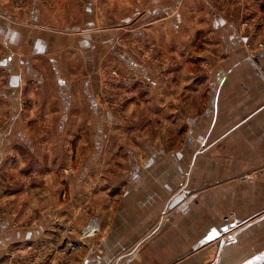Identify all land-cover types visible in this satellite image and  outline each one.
<instances>
[{"label": "crops", "instance_id": "1", "mask_svg": "<svg viewBox=\"0 0 264 264\" xmlns=\"http://www.w3.org/2000/svg\"><path fill=\"white\" fill-rule=\"evenodd\" d=\"M25 1L26 6H18L16 0H0V76L8 75L0 79V120L2 115L8 119L0 129V199L1 175L29 182L35 173L44 178L39 189L48 196L41 203L28 198L24 207L35 210L42 206L47 213L40 219L19 217V221L26 219L29 227L14 228L9 218L1 220L0 257L12 256L16 248V253H28L53 226L59 228L49 236L62 240L64 228L71 224L80 227L96 218L104 229L103 245L100 250L84 251L82 264H172L184 257L193 259L189 264H207L210 250L219 262L237 258L243 220L252 225L257 221L251 219L258 217V212H253L243 218L242 211L260 210L259 187L264 190L262 173L258 176L262 181L250 184V193L255 195L248 206L236 195L241 191L237 190L241 184L238 178L244 169H264V53L249 57L235 15L213 11L210 16L221 56L209 75V91L200 95V114L193 113L186 120L185 144L201 149L200 156L190 158L191 154L182 151L174 155L154 149L145 159L135 158L129 170L100 171L91 165L102 153L97 137L96 153L87 154L86 163L80 169L75 165L68 173L65 167L83 159L75 134L71 137L69 132L81 124L76 123L75 115L90 113L98 121L100 114L110 113L98 101L94 82L97 85L99 81L97 52L114 49L115 31H97L101 27L99 13H67L66 8L51 13L50 4L42 0ZM150 1L153 6L148 15L161 18L165 14L172 33L179 35L185 30L180 27V12H165L162 0ZM89 5L86 9L92 12ZM191 23L189 18L184 23L186 29ZM158 25L152 26L154 36L161 32ZM75 29L87 34L77 35ZM11 147L18 151L15 157L11 155L12 160L6 158L5 151ZM194 158L193 168L184 170L182 162ZM59 178L71 180L57 185L53 179ZM28 182L22 188L34 194L38 188L34 180ZM165 208L168 217L162 223ZM232 208L236 212L229 217ZM49 241L51 238L43 243ZM197 250L201 252L194 253ZM258 254L255 251L237 263L244 264ZM169 256L175 260L164 262Z\"/></svg>", "mask_w": 264, "mask_h": 264}, {"label": "rangeland", "instance_id": "2", "mask_svg": "<svg viewBox=\"0 0 264 264\" xmlns=\"http://www.w3.org/2000/svg\"><path fill=\"white\" fill-rule=\"evenodd\" d=\"M16 1L15 5H27L25 0ZM42 1L45 4H50L51 13H61V9L64 8L67 13H99L97 22L101 27L97 31H106L107 29H109L107 31L112 29L115 31L114 49L100 48L97 52L98 65L95 70L100 83L98 81L96 85L94 82L98 101L110 113L100 114L98 121L90 113L75 115L77 118L74 120L81 124L76 125L75 129L69 132L71 137L75 134L74 142L83 161H73L72 165L65 167L63 170L68 173L76 166L80 169L87 161V154L96 153L97 137H99V150L102 146L99 152L102 153L96 160L97 162H92L91 165L100 171L107 169L116 171L124 167L129 170L134 166L135 158L138 161L145 159L154 149H163L166 150V153L174 155L182 151L186 155L191 154L190 158H193L194 154L200 156L201 149L197 150L194 148L195 146L185 144L188 136L186 120L191 114H200L197 111L200 106L199 101L202 100L200 95L204 91H209V75L219 64L221 56L217 53L220 42L216 39L214 24L211 23L210 16L213 14L211 12L226 16L229 13L235 15L236 27L243 40L242 45L250 58H255L254 56L258 53H264V0H179L178 3L173 0H162L161 5L165 7V12H170L172 9L180 12L182 17L180 27L183 25L185 30L179 35L176 32L172 33L171 22H167L168 18L165 14L161 18L147 14L148 8L153 6H149L152 3L150 0ZM87 4H90L92 12L87 11ZM123 13L125 14L122 15ZM127 13H129L127 15L129 18L126 19ZM175 14L177 13L175 12ZM203 17L204 20L201 21L200 19ZM189 18L192 21L191 28L186 29L188 26H185L184 23ZM155 24L162 27L158 36H154L152 33L154 31L152 26ZM139 30L142 32L141 34L138 33ZM74 31L77 35L87 34V32H83L84 30L75 29ZM161 38L162 40H160ZM171 41L175 44H170ZM129 59L133 63L128 65ZM7 76L6 73H3L0 79L1 77L7 79ZM197 93L200 94L196 95ZM1 120L0 129L8 119L6 115H2ZM25 121H28V116ZM97 123L100 124L99 130L96 128ZM5 151H7L6 158L10 160H12L11 155L15 157L18 152L16 147ZM123 155L124 158H122ZM195 159H191L192 163L182 162L183 169H192ZM262 170L264 169L254 171L244 169L242 175L239 176L238 180L241 184L237 190L241 189V191L236 195L243 200L244 206H248L251 198H254L255 194L250 193V184L258 180L262 181L258 177L264 173ZM1 176L3 177V196L0 199V221L9 218L11 225L18 228L22 225L29 227L26 219L19 221V217L44 218L47 213L44 210L45 207L38 206L35 210L24 207V203L30 201L28 198L35 203H41L48 196V194L43 195L39 189H42L44 178L33 173L29 176V182L27 179L22 182L14 177ZM111 176H115V174L112 172ZM99 177L101 176L99 175ZM32 180H34L35 189H38L34 194L31 192L27 194L22 185L26 182H28L27 185H30ZM70 180L53 179L58 182L57 185ZM262 188L259 187L257 196L260 210L244 209L242 211L243 218L253 212L255 214L258 212V217L251 219L257 221L252 225H249L250 220L248 222L243 220L241 224V228H244L242 242L241 238L240 242L238 241L242 246L240 255L237 258L229 259L228 257L222 258L224 254H221L220 258L222 259L219 262L215 260L216 256H213L214 252L210 250L211 255L208 253L207 264H238L241 262L239 260H245L255 251L259 252L258 257L264 255V190ZM227 197L230 199L231 196L228 194ZM235 212L236 210L233 208L228 210V216H234ZM55 217L59 218V215L56 214ZM167 217L165 208L160 219L161 222H165ZM90 221L92 220L90 219L80 227L71 224L69 228H64L60 236L63 237L62 240L49 236L59 228L53 226L50 234L46 238L42 237L41 240L34 242L28 253L23 255L16 253V248L11 253L12 256L7 258L3 256L0 259H3V264H26L27 262L44 264L45 261L50 262L49 264H82L84 251L100 250L103 245V227L99 226V230L91 236L84 237L82 235L83 228ZM68 222L71 221L68 220ZM49 238L51 241L44 244L43 242H47ZM74 240L76 242L82 240V247L79 250H73L69 246V242ZM182 242L180 241V243ZM60 246L71 249L61 254L63 251L60 250ZM201 250L194 253L199 254ZM58 254L62 256L59 259ZM172 257H164L163 261L175 260ZM256 258L255 256L254 259ZM144 260L148 261L147 263L150 262L149 259ZM192 261L193 259L184 257L172 264H189L188 262Z\"/></svg>", "mask_w": 264, "mask_h": 264}, {"label": "built area", "instance_id": "3", "mask_svg": "<svg viewBox=\"0 0 264 264\" xmlns=\"http://www.w3.org/2000/svg\"><path fill=\"white\" fill-rule=\"evenodd\" d=\"M92 221H90L89 223H87V225L83 228L82 230V235L84 237H88L91 236L92 234L96 233V231L99 230V223L96 221V219H91ZM69 246L73 249V250H79L82 247V240L79 241H70L69 242ZM67 247H62V253L64 254L65 252H67L68 250H70L71 248ZM31 248V247H30Z\"/></svg>", "mask_w": 264, "mask_h": 264}, {"label": "water", "instance_id": "4", "mask_svg": "<svg viewBox=\"0 0 264 264\" xmlns=\"http://www.w3.org/2000/svg\"><path fill=\"white\" fill-rule=\"evenodd\" d=\"M244 264H264V255L259 256L256 259H252Z\"/></svg>", "mask_w": 264, "mask_h": 264}]
</instances>
